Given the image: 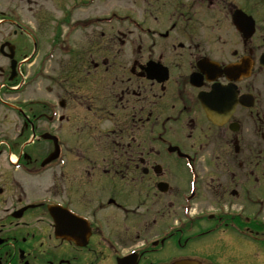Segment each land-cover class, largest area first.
<instances>
[{"label": "flooded vegetation", "instance_id": "1", "mask_svg": "<svg viewBox=\"0 0 264 264\" xmlns=\"http://www.w3.org/2000/svg\"><path fill=\"white\" fill-rule=\"evenodd\" d=\"M236 7L254 21L246 38ZM136 19L79 43L15 29L0 43V91L13 97L0 94V125L17 127L11 142L0 135V264H117L131 252L123 264H251L264 252L261 0H141ZM245 58L247 76L221 71ZM229 81L232 94L208 95ZM41 173L48 184L27 183ZM53 203L88 223L68 233L59 218L57 234Z\"/></svg>", "mask_w": 264, "mask_h": 264}, {"label": "rangeland", "instance_id": "2", "mask_svg": "<svg viewBox=\"0 0 264 264\" xmlns=\"http://www.w3.org/2000/svg\"><path fill=\"white\" fill-rule=\"evenodd\" d=\"M17 0H0V11H4L5 16H10V13H12V10L15 9L18 12L16 13H20L21 14V18L22 20L28 22L29 20L31 22L34 23V25L38 28V26L40 27L42 21H40L39 17L38 19H34V12L32 11H27L26 9L23 10L18 9L14 3ZM76 0H62L64 6H66L69 9V13L68 11H65L60 9V3L61 0H56V4L53 1L48 2V5L46 8L44 9H54V17L56 20H60V17L64 20V18H67L69 20V22H71V25H68L66 28V25L62 26V33L64 32L66 34L67 37V43H79L80 41L86 40V35L88 33L89 29L86 30H82L81 27L79 26H74V21L76 20H87L88 18H95V17H105L108 16L109 14H111L113 11H117L118 13L120 12H131L132 10L135 9H139V0H93L92 2L89 0H84V4L82 6L80 5H76ZM73 5H76L74 7L77 8H73ZM17 6L20 8V4L17 3ZM27 7V5H26ZM44 7V6H43ZM52 7V8H51ZM31 9V8H29ZM44 16L42 15V18ZM41 22V23H40ZM50 24V22L48 21V19H46V28L48 31V34L50 33V27H48ZM102 26V25H101ZM96 27V26H95ZM5 28L6 25L3 24L2 26H0V39L2 37V35L5 33ZM45 30V29H44ZM41 30V31H44ZM96 30V29H95ZM97 32V31H95ZM98 33V32H97ZM44 34V33H43ZM48 43L46 42H43ZM28 93H26V95L24 93H22L23 95V99H29L32 94H31V90H27ZM10 98H13L11 96H8ZM22 97V96H21ZM3 99L6 100L7 98L3 96ZM10 101V100H8ZM13 101V99H12ZM4 125V128H7V131H9L8 135H13L15 134V130L17 127H15L13 129V131H10L12 129V127L9 124L6 123H2L1 127ZM39 176L35 177L38 178ZM29 182V180H28ZM36 182H39L38 179L36 180ZM262 263V262H260ZM251 264H259V262H255L252 260Z\"/></svg>", "mask_w": 264, "mask_h": 264}]
</instances>
